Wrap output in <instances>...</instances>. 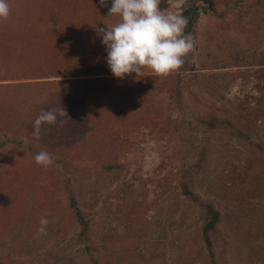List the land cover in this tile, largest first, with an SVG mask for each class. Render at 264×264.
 Returning <instances> with one entry per match:
<instances>
[{
    "label": "rangeland",
    "instance_id": "374dc122",
    "mask_svg": "<svg viewBox=\"0 0 264 264\" xmlns=\"http://www.w3.org/2000/svg\"><path fill=\"white\" fill-rule=\"evenodd\" d=\"M174 1L160 8L188 13L194 40L182 66L121 80L93 44L111 0H8L0 264H264V0ZM61 107L35 139L36 118Z\"/></svg>",
    "mask_w": 264,
    "mask_h": 264
},
{
    "label": "clouds",
    "instance_id": "9594fccd",
    "mask_svg": "<svg viewBox=\"0 0 264 264\" xmlns=\"http://www.w3.org/2000/svg\"><path fill=\"white\" fill-rule=\"evenodd\" d=\"M108 0H99L100 6ZM108 17L118 16L119 22L111 27L99 28L101 43L106 49V63L112 75L124 79L135 74L140 79L145 68L157 76H167L178 70L184 57L194 47L191 34H185L187 18L178 12L161 9V0H111ZM10 15L8 0H0V20ZM150 95V94H149ZM65 110H46L35 120L33 137L39 138L44 124H53ZM35 162L42 167L53 164L46 151L35 155ZM49 221L40 220V232H45Z\"/></svg>",
    "mask_w": 264,
    "mask_h": 264
},
{
    "label": "trees",
    "instance_id": "16d2710c",
    "mask_svg": "<svg viewBox=\"0 0 264 264\" xmlns=\"http://www.w3.org/2000/svg\"><path fill=\"white\" fill-rule=\"evenodd\" d=\"M186 15H188V13H186L184 16H186ZM192 28H193V22L190 21V23H188L187 32H190L192 30ZM93 44H95L97 47L102 46L103 47V50H104V47L105 46L102 43H100L99 40L95 41ZM93 61H94V63H97V62L100 63L101 62V64L103 65V63H102L103 62V59H101V61H99V59L96 60V58H95ZM105 65H106V63L104 64V66ZM35 68H36V64H35ZM31 72H32V70H31ZM45 72H46V74L54 75L56 77H60L59 76L60 73H57L56 71L53 73L52 71H50L48 69ZM58 82H60L59 84H61V85L62 84L66 85V87H65V90L66 91L64 90V88H63V91H65L64 93H66L67 96H72L73 97V100L75 99L74 101H80L81 103L84 102V100H83L84 98L82 97L83 93H80V91L78 90V88H79L78 86H80V82L73 81V80H62V81H58ZM86 91H88V90H86ZM86 98H88L87 95L85 96V99ZM108 125H107V127H111V124H109V122H108ZM109 168H111V167H109ZM122 169H123V166L116 163L115 166H114V168H113V172L116 173V171H121Z\"/></svg>",
    "mask_w": 264,
    "mask_h": 264
},
{
    "label": "crops",
    "instance_id": "0c3cea01",
    "mask_svg": "<svg viewBox=\"0 0 264 264\" xmlns=\"http://www.w3.org/2000/svg\"><path fill=\"white\" fill-rule=\"evenodd\" d=\"M116 18H119L118 16H113V17H110V19H108L107 18V22H106V25L105 26H98L97 27V31H98V33H99V28H106L107 26L108 27H111V26H113V25H115L116 23H118L119 21H115V19ZM79 32L81 33V31H77V30H74V29H72V31H71V34H73L72 35V38L73 37H75V43H78V44H80L81 43V41H80V39H81V37H79L80 35H79ZM101 35V33L100 34H98V38H97V40H100L101 41V39H102V37L100 36ZM69 39H71V37H70V35H68V36H66L65 37V39H64V41H62V42H64V43H67V40L69 41ZM97 40H95V41H97ZM94 41V42H95ZM64 43H63V45L61 46V51H60V57L58 58V64H62L63 65V63L66 61V60H69V58L71 57L70 55H74V54H71V51H69L68 50V47H66V46H64ZM62 43H60V45H61ZM84 44V43H83ZM59 49H60V47H58ZM56 60V59H55ZM55 63V62H54ZM56 64V63H55ZM107 77H109V78H113V75L111 74V75H107ZM56 78V77H55ZM57 80H61V78H56ZM65 79H67V78H65Z\"/></svg>",
    "mask_w": 264,
    "mask_h": 264
},
{
    "label": "water",
    "instance_id": "95a60500",
    "mask_svg": "<svg viewBox=\"0 0 264 264\" xmlns=\"http://www.w3.org/2000/svg\"><path fill=\"white\" fill-rule=\"evenodd\" d=\"M189 0H176L174 1V3L172 4V7L174 8H183L184 5L188 2Z\"/></svg>",
    "mask_w": 264,
    "mask_h": 264
}]
</instances>
